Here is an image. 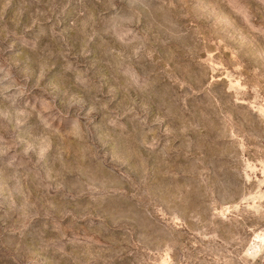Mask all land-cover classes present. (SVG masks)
Segmentation results:
<instances>
[{
    "label": "rangeland",
    "instance_id": "1",
    "mask_svg": "<svg viewBox=\"0 0 264 264\" xmlns=\"http://www.w3.org/2000/svg\"><path fill=\"white\" fill-rule=\"evenodd\" d=\"M0 264H264V0H0Z\"/></svg>",
    "mask_w": 264,
    "mask_h": 264
}]
</instances>
